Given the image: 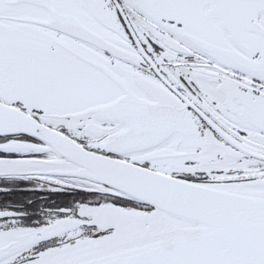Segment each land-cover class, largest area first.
<instances>
[{"label": "snow or ice", "instance_id": "6c2138e0", "mask_svg": "<svg viewBox=\"0 0 264 264\" xmlns=\"http://www.w3.org/2000/svg\"><path fill=\"white\" fill-rule=\"evenodd\" d=\"M0 264H264V0H0Z\"/></svg>", "mask_w": 264, "mask_h": 264}]
</instances>
